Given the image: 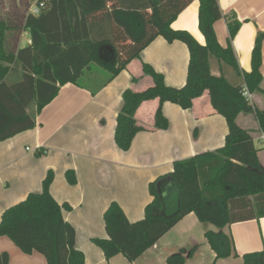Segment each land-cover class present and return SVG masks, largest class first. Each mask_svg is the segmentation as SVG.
<instances>
[{"label": "trees", "instance_id": "16d2710c", "mask_svg": "<svg viewBox=\"0 0 264 264\" xmlns=\"http://www.w3.org/2000/svg\"><path fill=\"white\" fill-rule=\"evenodd\" d=\"M39 0L44 3L37 15L28 14L21 27L29 44L7 45L12 28L0 21V142L34 129L36 116L58 94L65 84H77L85 70L96 64L115 78L156 37L168 43L180 41L188 50L185 84L180 88L165 84L164 76L142 63V74L152 84L136 92H122V107L116 116L114 143L127 152L136 134L144 131L135 120L139 106L158 100L154 128L167 130L168 120L162 113L165 103L189 110L193 101L207 91L212 108L222 116L227 134L221 148L175 161L172 171L148 184L150 201L142 219L130 222L121 207L112 202L103 213L107 237L93 238L106 260L122 255L135 261L171 230L186 215L193 213L200 223L213 225L218 231H207L205 240L215 260L237 257L226 226L264 217V169L249 132L236 123L239 114H253L264 132V110L247 103L243 87L250 93L260 90L262 75V40L258 34L251 52V70L239 69L231 40L240 28L234 14L224 16L217 0H197L198 29L204 38L199 44L190 33L174 30L171 24L193 0ZM225 18L227 45L221 46L214 24ZM218 68V75L212 70ZM19 70L16 80L6 78ZM230 71L241 78L233 84L224 75ZM136 82V79H132ZM34 111L30 113L29 107ZM42 152H38L40 156ZM68 184L76 183L75 173H64ZM54 173L49 170L41 182V191L29 193L24 200L6 208L0 217V237H6L23 253L34 252L46 264H85L84 255L76 248V231L63 218L71 211L67 203L59 204L50 194ZM196 247L190 249L191 257ZM243 264H264V249L241 256ZM184 250L170 255L166 264H185ZM8 255L0 254V264Z\"/></svg>", "mask_w": 264, "mask_h": 264}, {"label": "crops", "instance_id": "0c3cea01", "mask_svg": "<svg viewBox=\"0 0 264 264\" xmlns=\"http://www.w3.org/2000/svg\"><path fill=\"white\" fill-rule=\"evenodd\" d=\"M131 2L125 1V6ZM217 2L224 16L234 14L240 23L231 47L239 69L248 73L255 39L264 33V0ZM198 8V1L193 0L171 27L187 31L204 45L198 29ZM18 32L21 38L18 39V47L29 44L27 33L23 30ZM214 32L218 43L226 46L229 34L225 18L214 24ZM261 55L260 90L264 92V37ZM188 57L185 44L180 41L168 43L159 36L111 81L104 71L98 75L89 73L87 85L78 82L60 87L57 96L36 116L34 129L0 142V217L6 208L24 200L29 193L40 192L41 182L51 170L54 179L50 194L59 204L67 203L71 207V211H63L62 215L76 231V248L83 253L85 264H166V259L180 250L186 254L185 264H198L199 258H203L204 263L207 259L210 261L215 254L204 234L218 229L211 224L200 223L193 213L186 215L133 262L122 255L106 260L101 250L91 242L93 238L107 237L103 213L110 203H117L130 222L142 219L144 208L150 201V182L170 173L175 161L223 146L227 125L212 108L207 91L193 101L189 110L165 103L162 113L169 126L163 131L154 128L158 100L143 102L135 113V120L144 131L136 134L127 152L119 150L114 143L122 92L125 89L139 92L152 84L151 78L142 74V63L161 73L167 86L180 88L185 84ZM218 71L215 66L212 73L218 75ZM224 75L233 84L241 83V78L228 70ZM133 78L136 82L132 81ZM251 105L264 110V95L252 93ZM236 123L251 135L259 163L264 169V147L257 141L261 130L255 116L239 114ZM255 141L260 145L255 146ZM38 152L42 154L37 156ZM67 170L75 173L74 185L65 179ZM222 231L230 236L238 255L227 257L224 264H243L242 255L264 249V217L235 223ZM193 247H196L195 253L187 257ZM2 253L8 255L7 264H46L42 255L36 252L23 254L6 237H0Z\"/></svg>", "mask_w": 264, "mask_h": 264}, {"label": "rangeland", "instance_id": "374dc122", "mask_svg": "<svg viewBox=\"0 0 264 264\" xmlns=\"http://www.w3.org/2000/svg\"><path fill=\"white\" fill-rule=\"evenodd\" d=\"M39 0H0V21L6 22L12 28V31L7 34V45L9 47H14V44H18L19 32L17 28L21 27L23 24L24 18L29 14V11L33 5H35ZM20 31V30H19ZM25 44V43H23ZM101 67L96 64H91L90 70H85L83 76L78 80L80 84L87 85L86 77L89 73L95 75L99 73H105ZM107 73V72H106ZM17 69L13 70L11 74L6 78V83L16 80L18 78ZM30 113L34 111V106L31 105L28 109ZM260 144L255 141V146ZM206 259V258H205ZM227 258H219L215 260V255L211 258L210 261L204 263L203 258H199L198 264H224L223 261H226Z\"/></svg>", "mask_w": 264, "mask_h": 264}, {"label": "built area", "instance_id": "2783aa9c", "mask_svg": "<svg viewBox=\"0 0 264 264\" xmlns=\"http://www.w3.org/2000/svg\"><path fill=\"white\" fill-rule=\"evenodd\" d=\"M43 7H44V3H36L35 5H33V6L31 7L29 13L32 14V15H37V14L40 12L41 8H43ZM28 43H30V42L28 41ZM241 94H242V96L244 97L245 101H246L247 103L251 104V102H252V93H250V92L246 89V87H243V88H242V90H241ZM257 141H258L261 145H263V147H264V132H262V131L260 132V134H259L258 137H257Z\"/></svg>", "mask_w": 264, "mask_h": 264}]
</instances>
